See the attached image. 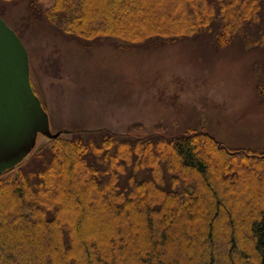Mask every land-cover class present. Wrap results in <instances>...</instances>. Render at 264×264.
Instances as JSON below:
<instances>
[{
    "label": "trees",
    "instance_id": "16d2710c",
    "mask_svg": "<svg viewBox=\"0 0 264 264\" xmlns=\"http://www.w3.org/2000/svg\"><path fill=\"white\" fill-rule=\"evenodd\" d=\"M25 2L87 40L264 46V0ZM61 135L33 150L36 167L0 180V264H264V150L204 131Z\"/></svg>",
    "mask_w": 264,
    "mask_h": 264
},
{
    "label": "rangeland",
    "instance_id": "374dc122",
    "mask_svg": "<svg viewBox=\"0 0 264 264\" xmlns=\"http://www.w3.org/2000/svg\"><path fill=\"white\" fill-rule=\"evenodd\" d=\"M0 15L28 50L31 83L52 132L125 136L138 128L145 136L175 137L204 131L229 149L264 150V97L257 88L264 46H246L239 37L223 48L203 36L139 45L114 36L87 40L31 18L25 0L0 2ZM50 141L39 134L35 149ZM29 156L0 180L36 167Z\"/></svg>",
    "mask_w": 264,
    "mask_h": 264
},
{
    "label": "water",
    "instance_id": "95a60500",
    "mask_svg": "<svg viewBox=\"0 0 264 264\" xmlns=\"http://www.w3.org/2000/svg\"><path fill=\"white\" fill-rule=\"evenodd\" d=\"M50 119L31 83L28 50L0 15V175L21 163L39 134L50 139Z\"/></svg>",
    "mask_w": 264,
    "mask_h": 264
}]
</instances>
